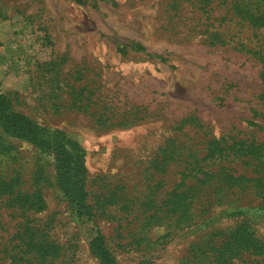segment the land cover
<instances>
[{"label": "rangeland", "instance_id": "obj_1", "mask_svg": "<svg viewBox=\"0 0 264 264\" xmlns=\"http://www.w3.org/2000/svg\"><path fill=\"white\" fill-rule=\"evenodd\" d=\"M260 17L264 0H0V95L51 145L0 125V264H100L97 233L116 264H264Z\"/></svg>", "mask_w": 264, "mask_h": 264}, {"label": "trees", "instance_id": "obj_2", "mask_svg": "<svg viewBox=\"0 0 264 264\" xmlns=\"http://www.w3.org/2000/svg\"><path fill=\"white\" fill-rule=\"evenodd\" d=\"M256 28H264V18L256 19ZM136 51H144L142 46L137 45ZM121 53L125 52L124 48H120ZM0 125L16 135L18 138L24 140L30 145L40 149V150H50L51 145L49 140L42 137L40 132L35 128L34 124L24 115L14 113L11 110L9 101L0 95ZM60 139V138H57ZM64 139V138H62ZM58 143V142H57ZM60 148V149H59ZM58 149V150H57ZM56 151V152H55ZM57 156L58 168L64 175V178L69 179L70 175L73 179L74 186V205L77 212L82 216H90V207L86 205V191L84 185L85 168L83 163V152L75 142L67 140L62 143L54 150ZM261 172L264 173V165H262ZM233 180V178H232ZM234 215H241L239 212L233 213ZM228 216L231 215L227 214ZM246 232L250 233L248 228H245ZM239 233V232H238ZM236 233L238 238L235 241H240L237 250L242 251H261L255 244L250 241L248 233L240 232V235ZM246 240V241H245ZM248 241V242H247ZM250 243V244H248ZM91 250L93 254L97 257L100 264H116L114 258L105 247L104 240L102 236L97 233L95 238L91 243ZM249 245V246H248ZM232 264L231 262H227ZM242 264V263H241Z\"/></svg>", "mask_w": 264, "mask_h": 264}]
</instances>
